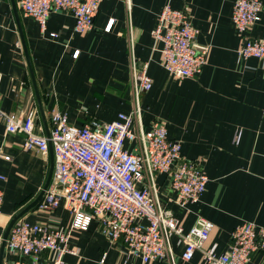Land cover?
<instances>
[{
  "label": "crops",
  "instance_id": "obj_1",
  "mask_svg": "<svg viewBox=\"0 0 264 264\" xmlns=\"http://www.w3.org/2000/svg\"><path fill=\"white\" fill-rule=\"evenodd\" d=\"M166 4L187 10L199 30L198 41L209 46L207 63L195 76L177 79L162 64V44L153 30ZM234 4L103 0L93 29L79 33L69 12H53L43 31L36 19L24 14L19 0H0V108L6 113L34 112L36 131L43 135L53 127V112L66 114L77 126L109 122L121 112L135 113L133 128L138 132L164 123L168 136L182 144L180 162H197L209 180L198 202L181 205L168 174L160 173L161 200L185 232L199 217L213 221L204 247L217 244V252H224L232 231L244 221L264 227V67L258 58L238 57L247 38L264 39V10L261 20L241 33L233 21ZM111 19L115 22L107 31ZM132 60L139 68L147 63L153 79L151 89L142 90L138 98ZM6 126L0 118V264L13 259L7 246L12 223L27 220L66 230L71 222L63 206L40 209L45 194L55 188L54 152L25 149L24 135L8 133ZM136 145L125 142L130 152ZM172 241L177 264H203L201 250L186 261L181 257L184 245L176 236ZM70 245L76 253L65 255L66 264H144L126 253L124 243L107 237L97 221L86 230H74ZM147 264L168 263L156 259ZM247 264H264V248Z\"/></svg>",
  "mask_w": 264,
  "mask_h": 264
},
{
  "label": "built area",
  "instance_id": "obj_2",
  "mask_svg": "<svg viewBox=\"0 0 264 264\" xmlns=\"http://www.w3.org/2000/svg\"><path fill=\"white\" fill-rule=\"evenodd\" d=\"M102 1L19 0L24 14L36 19L43 31L53 12H69L79 33L93 29ZM263 10V0H235L233 21L237 29L246 32L261 20ZM114 22L109 21L107 31ZM198 35L187 10L164 6L153 36L162 44V64L173 77L195 76L207 63L209 46L200 43ZM79 52L73 55L77 57ZM238 57L258 58L264 67V39L247 38ZM132 62L138 98L142 90L151 89L153 79L147 63L139 68L135 60ZM136 110L139 113L138 105ZM134 114L121 112L109 122L93 120L77 126L66 114L53 112V127L43 135L36 131L34 112L6 113L0 108L7 132L23 134L25 149H36L44 155L54 152L55 188L45 194L40 209L53 211L63 206L71 214L66 230L27 220L14 224L7 239L11 264H66L65 255L76 253L70 245L72 232L88 229L92 221H97L114 243H124L126 253L140 257L144 264L156 259L177 264L173 236L184 245L182 259L189 261L201 250L203 264H247L254 252L264 248V227L252 221H244L232 231L229 247L221 253L217 244L204 247L213 221L199 217L189 231H184L180 219L161 200L157 176L168 174L169 186L181 205L198 202L209 177L197 162H180L182 144L168 136L164 123L156 122L152 129L138 132L133 128ZM240 136L237 134L236 142ZM126 141L137 143L134 151L125 148ZM10 157L5 155L6 159ZM2 203L0 190V208Z\"/></svg>",
  "mask_w": 264,
  "mask_h": 264
},
{
  "label": "water",
  "instance_id": "obj_3",
  "mask_svg": "<svg viewBox=\"0 0 264 264\" xmlns=\"http://www.w3.org/2000/svg\"><path fill=\"white\" fill-rule=\"evenodd\" d=\"M38 200H39V199H38ZM38 200H37V201H38ZM12 224H13V223H12ZM12 224H11L10 227H9L8 233L10 232V229H11V227H12Z\"/></svg>",
  "mask_w": 264,
  "mask_h": 264
}]
</instances>
